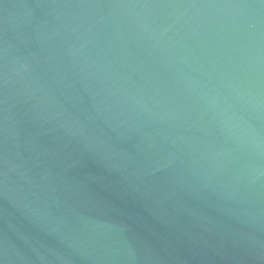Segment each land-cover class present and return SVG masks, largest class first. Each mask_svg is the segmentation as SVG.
Instances as JSON below:
<instances>
[{"label":"water","instance_id":"obj_1","mask_svg":"<svg viewBox=\"0 0 264 264\" xmlns=\"http://www.w3.org/2000/svg\"><path fill=\"white\" fill-rule=\"evenodd\" d=\"M0 264H264V0H0Z\"/></svg>","mask_w":264,"mask_h":264}]
</instances>
